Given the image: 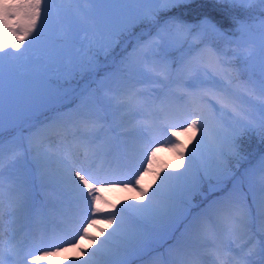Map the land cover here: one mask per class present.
Returning <instances> with one entry per match:
<instances>
[{"label":"snow or ice","instance_id":"snow-or-ice-1","mask_svg":"<svg viewBox=\"0 0 264 264\" xmlns=\"http://www.w3.org/2000/svg\"><path fill=\"white\" fill-rule=\"evenodd\" d=\"M194 2L0 0V264L70 250L63 264H161L162 247L167 264H264V155L253 164L244 143L264 145V0H208L218 14L189 24L176 10ZM254 33L258 51H245ZM161 147L179 167L157 165ZM5 160L25 169L7 224ZM118 190L134 195L113 203ZM236 231L246 252L228 243Z\"/></svg>","mask_w":264,"mask_h":264},{"label":"rangeland","instance_id":"rangeland-1","mask_svg":"<svg viewBox=\"0 0 264 264\" xmlns=\"http://www.w3.org/2000/svg\"><path fill=\"white\" fill-rule=\"evenodd\" d=\"M195 4H190V5H187V6H184L178 10H176V14L177 15H180L182 19H184V15L186 14L187 10L192 12V11H195L196 8H195ZM218 7L215 8V10H213V14L217 15L218 14ZM185 20V19H184ZM186 21V20H185ZM198 21V19L195 21L193 20V22H187L189 24H195L196 22ZM259 44H260V39H259V35L258 33H254L253 36H251L248 41L246 42V47H245V51H252V52H256L258 51V48H259ZM131 49L129 48V51ZM126 53L124 52V45L121 44L117 47L114 48V50L112 51L111 55L109 56L108 58V61L107 63L108 64H111L112 63V60L113 59H116L118 60L122 55H125ZM102 61L104 60V58L102 57L101 59ZM103 65V64H102ZM103 69V67H102ZM101 69V70H102ZM73 107H75V105H73ZM66 111L68 109H65ZM120 115H123V116H120L121 118H123L125 116L124 113H121ZM119 122L123 123V119H120ZM7 135V133H5ZM256 140L258 141L259 139L257 137H252L251 139H245L244 143H245V149L246 151L250 154V160L253 164H255L261 155H264V147L260 146V145H257L256 143ZM184 142V145H187L189 146V144H185V140H182ZM172 154L174 156H176L173 152ZM178 162V161H177ZM23 163V162H22ZM244 164H247L248 161H244L242 162ZM20 170L21 172L22 171H25L24 168H20L19 166L16 167V168H12V169H9L8 168V162L7 160H5V168H4V174H3V192H4V198H8V188H9V183L8 181H11L12 179H15L14 178V171ZM32 169L34 171V168L32 166ZM34 174H35V171H34ZM36 176V174H35ZM152 177H147V180L151 179ZM37 188V187H36ZM37 192L39 193L38 189H37ZM214 193L213 192H210L208 191L207 189L205 190V193L203 194V196H197L195 198V204L197 205V203H201L200 207H203L206 205V203L214 198ZM39 196H40V193H39ZM51 198L54 200L55 197L51 196ZM41 199V198H40ZM138 199V198H137ZM9 201V199H8ZM203 201V202H202ZM39 203V201H38ZM200 209L197 208V207H194L193 208V213L199 211ZM258 227V225H257ZM257 230V229H256ZM207 233H208V236L211 235L212 233V230L210 229L209 226H207ZM35 235L37 236V238L39 237L38 234L35 233ZM202 238V237H201ZM204 239L206 240V237H204ZM248 239H250V235L245 232V231H236L234 232L229 240H228V243L231 245V247L236 250V249H239V248H243L244 251L246 252L248 250L249 247H251V244L247 243L248 242ZM205 240H203V242L201 241H196V239H193L192 240V247H194L195 249H198L200 245H202L203 243H205ZM254 243V241H253ZM156 257L158 258L159 261H164V263L167 264V262L170 261V259H172L169 254H168V251H167V248L166 247H162L160 248V251L157 252L156 254ZM68 256H72V250H70L68 253H65V254H62L61 257L59 258H53L50 260L49 264H63V260L66 259Z\"/></svg>","mask_w":264,"mask_h":264},{"label":"bare ground","instance_id":"bare-ground-1","mask_svg":"<svg viewBox=\"0 0 264 264\" xmlns=\"http://www.w3.org/2000/svg\"><path fill=\"white\" fill-rule=\"evenodd\" d=\"M181 138H182V140H185V144L186 143L189 144L190 137L188 135H182ZM160 139L163 140V139H165V137L161 136ZM59 147H61L59 142H57V144L53 148H49L48 144L45 143L44 150L45 151H55L56 148H59ZM65 147L71 148V149L74 150L76 146L71 143V138H69V143ZM185 147H189V146L185 145ZM186 155H187V153H186ZM28 161L29 162L31 161V157L30 156L28 157ZM156 163L159 166L172 165L173 168L179 167V162H177L176 156H174L171 151H168L167 148H164V147H161L160 151H158L157 157H156ZM32 166H33L34 171H35V165H32ZM165 171L167 172L168 169H165ZM35 174H36V187H37V189H38V191L40 193L41 200H44V199L53 200L51 198V196L56 198V195H55L53 190L41 186V182L39 180V173L35 172ZM149 177H151V175H149ZM146 180H147V178H146ZM131 195H134V194L133 193H128V192H125V191H122V190H118V191L110 193L109 194V198L113 200V203H119L120 200H127L128 197L131 196ZM8 199L9 198H6V199L4 198V212L9 211V209H10V204H9ZM66 207L69 208V210H71L74 206L69 203V204L66 205ZM4 219H5V223L7 224L8 215L6 213H5ZM100 226L101 227H107V225H103V224L100 225ZM256 229L258 230L257 226H256ZM90 232H92L94 235H99V232L95 228L90 229ZM22 236H23V234H21V237ZM21 237H18V238H21ZM81 243L86 248L90 247L89 244L87 242H85V241H81ZM193 249H195V248L193 247ZM75 255H76V250H72V256H75ZM202 259H203V261H206L207 264H211V262L213 260H215V257L211 256V255H207L205 253H202ZM230 260H231V256L226 257L225 261H224V264H229ZM196 264H200V261H196Z\"/></svg>","mask_w":264,"mask_h":264},{"label":"trees","instance_id":"trees-1","mask_svg":"<svg viewBox=\"0 0 264 264\" xmlns=\"http://www.w3.org/2000/svg\"><path fill=\"white\" fill-rule=\"evenodd\" d=\"M193 4H195L196 10L192 11V12L187 10L186 14L184 15L185 16L184 19L187 22H191V21L193 22V20L196 21L202 15L207 14V13L213 14V10H215V8L218 7L216 5L209 3L208 0H195V2ZM213 15H215V14H213ZM101 59H102V57H101ZM102 67H103V65L101 66V68ZM256 143H257V145L264 147V145L260 144L259 140L258 141L256 140Z\"/></svg>","mask_w":264,"mask_h":264}]
</instances>
